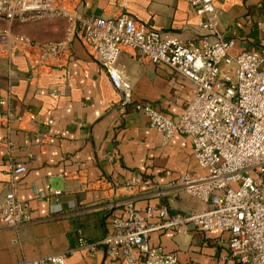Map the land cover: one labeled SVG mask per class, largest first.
<instances>
[{
	"label": "crops",
	"instance_id": "0c3cea01",
	"mask_svg": "<svg viewBox=\"0 0 264 264\" xmlns=\"http://www.w3.org/2000/svg\"><path fill=\"white\" fill-rule=\"evenodd\" d=\"M58 2L78 15L110 18L126 11L152 28L201 42L197 25L205 16L186 0ZM214 6L221 36L235 40L232 53L260 54L264 0H214ZM66 25V19L56 18L15 23L13 29L48 42L61 39ZM6 28L10 25L0 21V29ZM118 65L133 84L131 103H123L107 71L78 39L68 56L40 68L22 53L0 49V207L13 189L31 214L20 227L0 223V264L55 253H64L66 264H130L107 256L103 247L94 254L79 248V230L91 240L103 238L128 202L139 210L165 204L183 213L206 207L174 184L184 172L205 174L190 137L166 140L134 107L150 103L174 119L192 98L194 83L132 48L124 49ZM46 131L52 136L43 142ZM10 164L26 170L14 173ZM227 239L219 230L151 233L152 243L176 252L179 264H235Z\"/></svg>",
	"mask_w": 264,
	"mask_h": 264
},
{
	"label": "built area",
	"instance_id": "2783aa9c",
	"mask_svg": "<svg viewBox=\"0 0 264 264\" xmlns=\"http://www.w3.org/2000/svg\"><path fill=\"white\" fill-rule=\"evenodd\" d=\"M186 1L205 16L197 25L200 43L152 28L126 11L109 18L78 15L58 0H0V21L10 25L0 29V49L22 53L31 66L40 68L68 56L78 39L107 71L124 104L132 102L133 92L132 82L118 65L125 48L154 64L168 65L194 83L192 98L174 119L150 103L136 102L134 107L166 140L176 134L190 137L193 156L205 174L184 172L174 184L206 207L183 213L172 212L165 204L139 210L128 202L124 216L113 218L111 231L103 238L91 240L79 230V248L94 254L103 247L107 256L130 264H179L178 254L153 244L151 233L219 230L228 234L229 257L235 264H264V44L260 54L232 53L235 40L221 36L214 0ZM56 18L67 20L59 40L39 42L13 29L15 23ZM212 36L216 39L211 40ZM51 136L44 132L42 141ZM8 167L14 173L26 170L23 165ZM30 220L29 209L16 191H7L0 223L20 227ZM14 264L66 261L64 253H55Z\"/></svg>",
	"mask_w": 264,
	"mask_h": 264
}]
</instances>
